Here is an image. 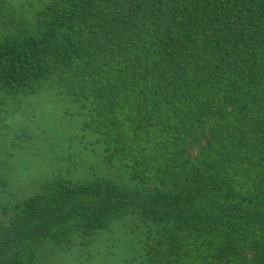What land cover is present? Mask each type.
Wrapping results in <instances>:
<instances>
[{
  "label": "trees",
  "instance_id": "1",
  "mask_svg": "<svg viewBox=\"0 0 264 264\" xmlns=\"http://www.w3.org/2000/svg\"><path fill=\"white\" fill-rule=\"evenodd\" d=\"M0 10L12 27L0 95L53 82L88 105L83 127L118 161L112 176L55 175L24 198L0 174V264H35L45 242L71 250L122 218L139 243L126 264H264V0Z\"/></svg>",
  "mask_w": 264,
  "mask_h": 264
},
{
  "label": "rangeland",
  "instance_id": "2",
  "mask_svg": "<svg viewBox=\"0 0 264 264\" xmlns=\"http://www.w3.org/2000/svg\"><path fill=\"white\" fill-rule=\"evenodd\" d=\"M2 13L0 34L12 30L10 15ZM43 83L36 92L0 95V174L6 189L18 198L55 175L76 180H92L105 172L112 176L118 163L106 161L104 145L90 127H83L94 121L88 105L51 88L53 82ZM6 218L0 213V220ZM138 247L134 222L122 218L71 250L45 242L35 264H126L136 259Z\"/></svg>",
  "mask_w": 264,
  "mask_h": 264
}]
</instances>
